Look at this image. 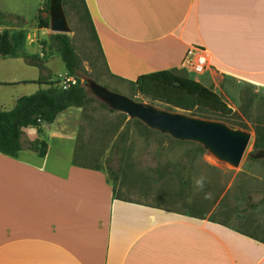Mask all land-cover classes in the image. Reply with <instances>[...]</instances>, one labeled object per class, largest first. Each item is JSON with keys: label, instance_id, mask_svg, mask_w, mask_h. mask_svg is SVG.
<instances>
[{"label": "crops", "instance_id": "1", "mask_svg": "<svg viewBox=\"0 0 264 264\" xmlns=\"http://www.w3.org/2000/svg\"><path fill=\"white\" fill-rule=\"evenodd\" d=\"M86 4L115 77L191 83L175 69L193 73L185 59L197 46L206 50L211 71L264 89V0ZM8 57L14 56L0 60ZM40 76V69L31 78L0 74V101L2 88L14 85L6 83H33L36 92L44 87L34 82ZM72 108L48 127L25 128L17 156L0 152V264H264L263 238L117 197L104 170L75 162L77 135L63 121ZM35 139L47 141L45 156L30 148ZM54 143L61 149L51 155Z\"/></svg>", "mask_w": 264, "mask_h": 264}, {"label": "rangeland", "instance_id": "2", "mask_svg": "<svg viewBox=\"0 0 264 264\" xmlns=\"http://www.w3.org/2000/svg\"><path fill=\"white\" fill-rule=\"evenodd\" d=\"M48 1L0 0V12L4 19L12 21L14 35L24 49L44 56L48 67L44 75L66 85L69 78L64 62L44 43L54 33L51 24L38 26V16L48 15L45 9ZM62 1L70 28L68 34L83 68L82 82L94 98L87 106L72 108L63 118L67 128L77 135L75 162L104 170L117 197L169 209L180 216L209 218L264 239V150L249 157L257 127L264 133V89L207 68L203 74L193 72L184 76L204 89L208 99L225 105V112L186 109L153 99L135 82L109 73L83 1ZM0 27L7 24L0 20ZM28 32L31 38L26 43ZM38 73L39 68L25 63L22 57L0 60V74L6 80L31 78ZM92 81L160 110L249 131L252 138L241 163L233 166L199 142L176 138L113 108L97 94L90 85ZM35 86L33 83L4 86L0 109L13 108L15 95L32 94L30 90ZM60 149L54 143L51 155ZM200 178H204L202 189L195 183Z\"/></svg>", "mask_w": 264, "mask_h": 264}, {"label": "trees", "instance_id": "3", "mask_svg": "<svg viewBox=\"0 0 264 264\" xmlns=\"http://www.w3.org/2000/svg\"><path fill=\"white\" fill-rule=\"evenodd\" d=\"M82 1L96 32L86 0ZM50 5L51 0L47 2L45 7L48 15L45 17L38 16V26L40 28L50 26ZM4 18L0 12V20L7 24V27L0 32V56L22 57L29 65L37 66L42 74L34 82L44 85L43 88L32 94L20 96L13 108L0 109V152L17 156L23 148L22 135L25 128L40 127L43 123H53L59 114L68 108L87 106L94 101V98L89 94V90L83 82L73 81L76 77H82L81 71L83 68L68 33L54 32L50 35L48 41H44L51 49H54L55 53L60 55L66 66L67 77L70 80L66 85H62L59 80L44 75L43 72L48 70L44 56L25 50L23 44H20L14 35L12 21ZM96 36L99 40L97 32ZM175 70L182 75L186 74L184 69ZM132 82L138 84L141 91L153 99L176 104L186 109L204 108L219 112H225L227 109L225 105L208 99L204 89L196 85L194 81L191 83H176L155 75L144 74ZM256 132L257 136L253 144V150L249 153L250 158H253L255 153L260 150H264V133L261 132L260 127H257ZM30 148L43 157L47 153L48 143L46 140L35 139L30 142Z\"/></svg>", "mask_w": 264, "mask_h": 264}, {"label": "water", "instance_id": "4", "mask_svg": "<svg viewBox=\"0 0 264 264\" xmlns=\"http://www.w3.org/2000/svg\"><path fill=\"white\" fill-rule=\"evenodd\" d=\"M50 24L55 33L70 31L62 0H51ZM75 82L81 83L82 78L76 77ZM90 85L113 108L142 120L152 128L168 132L176 138L199 142L218 158L233 166L241 163L251 141L252 134L247 130L233 128L219 121L160 110L126 95L108 91L94 81L90 82Z\"/></svg>", "mask_w": 264, "mask_h": 264}, {"label": "built area", "instance_id": "5", "mask_svg": "<svg viewBox=\"0 0 264 264\" xmlns=\"http://www.w3.org/2000/svg\"><path fill=\"white\" fill-rule=\"evenodd\" d=\"M185 61L196 74H203L209 67L208 55L202 47H191L187 52ZM73 81L75 82V79Z\"/></svg>", "mask_w": 264, "mask_h": 264}, {"label": "clouds", "instance_id": "6", "mask_svg": "<svg viewBox=\"0 0 264 264\" xmlns=\"http://www.w3.org/2000/svg\"><path fill=\"white\" fill-rule=\"evenodd\" d=\"M195 183H196V185H197L200 189H202V188H203V185H204V178L197 179V180L195 181ZM206 198H208V197L206 196Z\"/></svg>", "mask_w": 264, "mask_h": 264}]
</instances>
